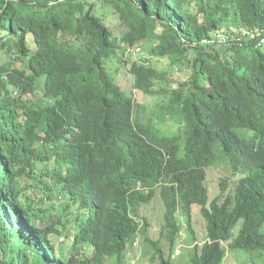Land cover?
Wrapping results in <instances>:
<instances>
[{"label":"trees","instance_id":"trees-1","mask_svg":"<svg viewBox=\"0 0 264 264\" xmlns=\"http://www.w3.org/2000/svg\"><path fill=\"white\" fill-rule=\"evenodd\" d=\"M262 37L264 0H0V264H124L138 235L151 263L170 264L139 213L157 192L170 247L176 213L201 205L192 264L238 249L260 260ZM173 66L185 79L159 88ZM133 92L155 97L163 129L138 117ZM220 165L208 205L207 169ZM52 195L58 217L44 225Z\"/></svg>","mask_w":264,"mask_h":264},{"label":"rangeland","instance_id":"rangeland-1","mask_svg":"<svg viewBox=\"0 0 264 264\" xmlns=\"http://www.w3.org/2000/svg\"><path fill=\"white\" fill-rule=\"evenodd\" d=\"M108 25L112 27V23L110 20L111 18H108ZM124 28V26H123ZM146 53L143 52H131L129 56V61L131 60H145ZM149 62L159 68V69H167L168 66L166 65L165 60H156V59H150ZM114 64H116V60H114ZM116 67V66H115ZM113 78H121L120 74L115 73L114 76L111 75ZM120 76V77H119ZM122 76L125 77V86L127 88L132 89V78L131 75L123 74ZM167 80L163 81L159 84V88H165L166 84L167 87L171 88L170 83L173 81V85L177 84L180 81H183L185 79V76L181 73V71L176 67H169V71L167 74ZM170 85V86H168ZM134 100L139 104V110L140 113H138V117L142 119L143 121H147L149 118V121L151 123L152 129L154 127H157L159 129H163L162 125H159L157 123V119L151 118L152 116L148 112L150 111V107L154 105V98L153 96H147L143 97L142 94L139 92H133ZM222 165L217 167H210L207 169V177L205 179V184L208 187V205L210 204L211 200L214 198V196L219 191V183L220 178L225 177V172L221 168ZM53 200H46L41 204L43 211H49L48 216H45L43 214L42 216V223L44 225H48L51 223L52 220L57 219V211L56 205L58 202L56 201L54 195H52ZM62 200V199H61ZM63 201V200H62ZM161 203V204H160ZM201 205L199 204H193L191 207V213L190 216L187 217L183 214H181L180 211L176 213V217L179 220V222L182 225V231L180 235L178 236L177 240L175 241L174 245L172 246L171 251H169L168 243L164 238L160 236V228L163 224V213H164V206L162 201L160 200L159 196L155 197L153 201L145 205L141 208L140 212L142 213L141 217H145L148 221V230H147V236L150 238L156 239L158 237L161 238L162 245H163V252L166 258H169L170 264H192L191 257L192 253L196 250L198 247L202 246V242L205 236V222L202 219L201 216ZM46 212V213H47ZM162 215V216H161ZM240 223H237L235 227L232 229L233 235H236ZM262 231H264V223L262 224L261 228ZM67 227L63 228V231H66ZM52 239L56 243L62 240V236L52 235ZM137 242L139 246L137 248H129L126 259L124 264H159L158 261L155 263H151L149 258L153 252L152 247L150 244L143 242V238L139 237L137 239ZM222 246H226V242L222 244ZM253 252L247 251V250H232L229 252H226V255L224 256V259L222 261L223 264H262L264 261V255L260 260L257 262H254L253 258ZM221 263V264H222ZM107 264H116V261L113 259L108 260Z\"/></svg>","mask_w":264,"mask_h":264},{"label":"clouds","instance_id":"clouds-1","mask_svg":"<svg viewBox=\"0 0 264 264\" xmlns=\"http://www.w3.org/2000/svg\"><path fill=\"white\" fill-rule=\"evenodd\" d=\"M258 44H260V42L258 43ZM263 44V43H262ZM157 196H159L158 195V192H157V195H156V197ZM153 201V200H152ZM151 201V202H152ZM150 202V203H151ZM149 203V204H150ZM161 204V203H160ZM139 213L140 214H142L140 211H139ZM162 216V215H161ZM163 222V221H162ZM180 223V222H179ZM147 230H148V228H147ZM147 230H146V234H147ZM181 231H182V225H181V223H180V230H179V232H178V236L180 235V233H181ZM178 236L176 237V240H177V238H178ZM139 237H142L141 235H138V237L134 240V242L132 243V247L131 248H137L138 246H139V244H138V242H137V239L139 238ZM149 237V236H148ZM162 238H164L163 236H161ZM143 238V237H142ZM151 239H153V238H151ZM156 239H159L160 240V243H161V246H162V248H163V245H162V241H161V238L160 237H158V238H156ZM156 239H153V240H156ZM165 239V238H164ZM143 242H145L144 240H143ZM167 242V241H166ZM147 243V242H146ZM168 243V242H167ZM149 244V243H148ZM174 245V244H173ZM168 246H169V251H171V249H172V247H170V245H169V243H168ZM155 263V262H154ZM264 263V262H263Z\"/></svg>","mask_w":264,"mask_h":264},{"label":"built area","instance_id":"built-area-1","mask_svg":"<svg viewBox=\"0 0 264 264\" xmlns=\"http://www.w3.org/2000/svg\"><path fill=\"white\" fill-rule=\"evenodd\" d=\"M251 37H254V35L252 34ZM262 43H264V39H263V37L260 38V44H262Z\"/></svg>","mask_w":264,"mask_h":264}]
</instances>
